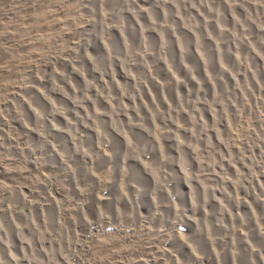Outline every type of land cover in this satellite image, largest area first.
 Segmentation results:
<instances>
[{
  "label": "rangeland",
  "instance_id": "obj_1",
  "mask_svg": "<svg viewBox=\"0 0 264 264\" xmlns=\"http://www.w3.org/2000/svg\"><path fill=\"white\" fill-rule=\"evenodd\" d=\"M0 264H264V0H0Z\"/></svg>",
  "mask_w": 264,
  "mask_h": 264
},
{
  "label": "bare ground",
  "instance_id": "obj_2",
  "mask_svg": "<svg viewBox=\"0 0 264 264\" xmlns=\"http://www.w3.org/2000/svg\"><path fill=\"white\" fill-rule=\"evenodd\" d=\"M192 8V7H191ZM189 12V11H188ZM157 28V27H156ZM158 34V33H157ZM238 89V88H237ZM108 102V101H107ZM109 103V102H108ZM76 110V109H75ZM64 114V113H63ZM95 124V123H94ZM200 133V132H199ZM202 137V136H201ZM222 140V139H221ZM222 141H224V140H222ZM178 144V143H177ZM201 144V143H200ZM206 145V144H205ZM224 145V144H223ZM204 146V145H203ZM226 146V145H225ZM212 147V146H211ZM193 148V147H192ZM205 149V148H204ZM209 149V148H208ZM213 154V153H212ZM192 155H194V154H192ZM204 156V155H203ZM206 156V155H205ZM213 156V155H212ZM202 157V156H201ZM247 157V156H246ZM178 162V161H177ZM185 163V162H184ZM216 163V162H215ZM237 163V162H236ZM188 166V165H187ZM247 166V165H246ZM251 167V166H250ZM208 169V168H207ZM215 170H216V168H215ZM224 171V170H223ZM149 172V171H148ZM207 172V171H206ZM211 172V171H210ZM220 172V171H219ZM218 175V174H217ZM151 176V175H150ZM154 176V175H153ZM152 177V176H151ZM180 177H182V176H180ZM197 178V177H196ZM228 179V178H227ZM185 180V179H184ZM186 182V181H185ZM198 182V181H197ZM200 183V182H199ZM236 186V185H235ZM229 188V187H228Z\"/></svg>",
  "mask_w": 264,
  "mask_h": 264
}]
</instances>
